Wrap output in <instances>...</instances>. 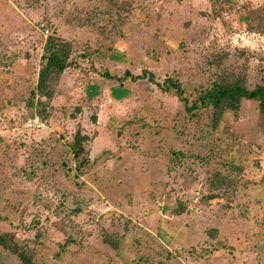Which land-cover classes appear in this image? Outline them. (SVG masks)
Returning <instances> with one entry per match:
<instances>
[{
  "label": "rangeland",
  "instance_id": "obj_1",
  "mask_svg": "<svg viewBox=\"0 0 264 264\" xmlns=\"http://www.w3.org/2000/svg\"><path fill=\"white\" fill-rule=\"evenodd\" d=\"M53 35L74 65L43 95ZM127 69L177 78L191 98L213 71L255 86L264 0H0V235L36 264H264L258 102L211 127ZM35 113L45 125L26 127ZM0 264L25 263L0 245Z\"/></svg>",
  "mask_w": 264,
  "mask_h": 264
},
{
  "label": "trees",
  "instance_id": "obj_2",
  "mask_svg": "<svg viewBox=\"0 0 264 264\" xmlns=\"http://www.w3.org/2000/svg\"><path fill=\"white\" fill-rule=\"evenodd\" d=\"M71 50L72 44L69 41L56 35L47 38L43 54L44 63L39 71L37 82V89L43 95H46L45 87L48 81L59 80L62 73L68 67L74 65V60L71 58ZM104 75L110 79H120L119 76L108 72H105ZM124 76L130 77L134 81L146 78L155 81L163 91L176 96L191 117H198L204 110L209 111L211 113V127H217L227 111L238 112L244 99L258 102L259 111L264 117V80L251 87L248 85L246 73L242 71L236 73L213 71L208 83L196 90L194 98L190 97L187 88L183 86L182 82L172 76H167L161 82H158L155 74L148 69H144L141 74H133L127 69ZM32 93L35 94L36 90L33 89ZM47 95L50 96L51 94ZM113 95L118 98L115 92H113ZM85 138V135L77 131L72 143L74 156L79 160L78 168L88 163V158L80 159L85 151L83 146ZM0 245L16 253L23 263L36 264L32 262L31 257L25 251L11 246L3 235H0Z\"/></svg>",
  "mask_w": 264,
  "mask_h": 264
},
{
  "label": "built area",
  "instance_id": "obj_3",
  "mask_svg": "<svg viewBox=\"0 0 264 264\" xmlns=\"http://www.w3.org/2000/svg\"><path fill=\"white\" fill-rule=\"evenodd\" d=\"M45 34L48 35L49 33V29L45 26V24L41 25ZM45 123L42 119V117L38 114L35 113L33 116L29 117V119L26 122V127L31 128V129H35V128H39L44 126Z\"/></svg>",
  "mask_w": 264,
  "mask_h": 264
}]
</instances>
